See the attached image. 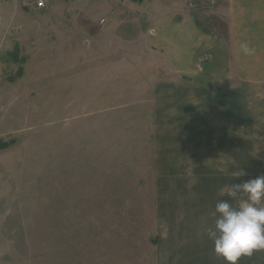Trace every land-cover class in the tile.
<instances>
[{
  "label": "rangeland",
  "instance_id": "obj_1",
  "mask_svg": "<svg viewBox=\"0 0 264 264\" xmlns=\"http://www.w3.org/2000/svg\"><path fill=\"white\" fill-rule=\"evenodd\" d=\"M204 1L0 0V264H198L181 85H233L264 122V12Z\"/></svg>",
  "mask_w": 264,
  "mask_h": 264
},
{
  "label": "crops",
  "instance_id": "obj_2",
  "mask_svg": "<svg viewBox=\"0 0 264 264\" xmlns=\"http://www.w3.org/2000/svg\"><path fill=\"white\" fill-rule=\"evenodd\" d=\"M238 1L247 5L252 3L255 5L254 10L264 12V0ZM231 2L233 3L235 0H231ZM231 44L232 54H234V42ZM247 49L251 50L250 48ZM244 52H246L245 45ZM262 77H264V73H262ZM181 86L186 92L181 97L184 100L183 103H180L185 108H181V113L183 112L184 115L180 120L184 132L178 135V140L183 141L184 153L177 159V167L185 178L184 188L186 191L179 193V197L176 199H178V204L186 206L194 199L197 210L199 209L195 219V221H198L199 227L194 228L192 234L203 237V239H196L193 235L190 237V240L200 244L197 246V250H194V257L198 264H226L222 257L215 255L213 244L207 237L206 229L212 223L214 205L221 198V190L224 189L225 185L242 182L243 179L264 173V151L261 154V151L264 150V122L251 120L254 112L249 108L246 109L244 105L246 101L244 91L239 90L236 93V88L233 85L226 87L229 91L225 92L222 99H219V95L224 92L222 89L225 88L220 89L219 85L211 90L213 85L208 83H189L192 92H198V94L190 93L187 84ZM204 88H206L205 91ZM178 91L182 90L179 89ZM204 104L205 106H203ZM239 117H241L240 121L243 122L236 121V118L239 119ZM250 138H254L253 142L256 147L248 142ZM252 150L255 152L252 153ZM252 159L255 161L252 162ZM172 163L174 164L175 160L166 159V165L170 166ZM241 169L245 170L248 175L239 180L234 174ZM190 189H193V191H190ZM173 194L175 195V190H173ZM163 198L157 199L156 202L151 200L152 204L167 203L168 198ZM176 199L173 202H176ZM165 215L168 219L171 218L168 214ZM179 219L192 221L193 218L191 213H186L180 216ZM188 225L189 223L184 226L183 224L180 225L179 236L186 237L188 235ZM154 246V244L150 247L148 245L146 258H155L152 255ZM133 254L136 253L133 252ZM138 257L137 254V262ZM239 264H250V258L244 257Z\"/></svg>",
  "mask_w": 264,
  "mask_h": 264
},
{
  "label": "clouds",
  "instance_id": "obj_3",
  "mask_svg": "<svg viewBox=\"0 0 264 264\" xmlns=\"http://www.w3.org/2000/svg\"><path fill=\"white\" fill-rule=\"evenodd\" d=\"M247 175L243 169L234 174L239 180ZM241 181L221 190L206 229L215 255L226 264L264 252V173Z\"/></svg>",
  "mask_w": 264,
  "mask_h": 264
},
{
  "label": "built area",
  "instance_id": "obj_4",
  "mask_svg": "<svg viewBox=\"0 0 264 264\" xmlns=\"http://www.w3.org/2000/svg\"><path fill=\"white\" fill-rule=\"evenodd\" d=\"M21 7L28 10H42L47 6V0H15ZM198 2H205L204 0H198Z\"/></svg>",
  "mask_w": 264,
  "mask_h": 264
},
{
  "label": "trees",
  "instance_id": "obj_5",
  "mask_svg": "<svg viewBox=\"0 0 264 264\" xmlns=\"http://www.w3.org/2000/svg\"><path fill=\"white\" fill-rule=\"evenodd\" d=\"M7 145H8L7 142L0 141V149L6 147Z\"/></svg>",
  "mask_w": 264,
  "mask_h": 264
}]
</instances>
